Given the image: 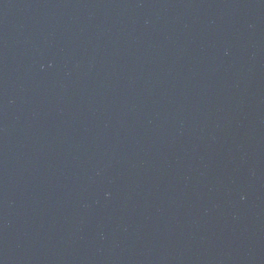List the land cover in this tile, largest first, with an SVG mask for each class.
<instances>
[{"label":"water","instance_id":"obj_1","mask_svg":"<svg viewBox=\"0 0 264 264\" xmlns=\"http://www.w3.org/2000/svg\"><path fill=\"white\" fill-rule=\"evenodd\" d=\"M0 264H264V0H0Z\"/></svg>","mask_w":264,"mask_h":264}]
</instances>
